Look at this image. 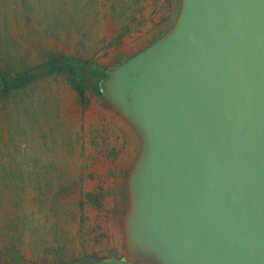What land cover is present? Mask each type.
<instances>
[{
  "label": "water",
  "instance_id": "obj_1",
  "mask_svg": "<svg viewBox=\"0 0 264 264\" xmlns=\"http://www.w3.org/2000/svg\"><path fill=\"white\" fill-rule=\"evenodd\" d=\"M100 92L137 133L128 264H264V0H179Z\"/></svg>",
  "mask_w": 264,
  "mask_h": 264
},
{
  "label": "rangeland",
  "instance_id": "obj_2",
  "mask_svg": "<svg viewBox=\"0 0 264 264\" xmlns=\"http://www.w3.org/2000/svg\"><path fill=\"white\" fill-rule=\"evenodd\" d=\"M64 2L61 8L58 0H33L29 18L9 23L12 54L33 64L46 52L74 55L105 68L166 31L179 7V0ZM139 150V136L110 106L92 94L81 101L61 78L36 82L17 106L0 101V168L17 159L22 171L18 182L0 186V247L15 236L26 264L34 254V263L45 264L61 238L76 253L121 260L124 182ZM85 195L101 207L84 206V220L78 214L74 221L72 210Z\"/></svg>",
  "mask_w": 264,
  "mask_h": 264
},
{
  "label": "trees",
  "instance_id": "obj_3",
  "mask_svg": "<svg viewBox=\"0 0 264 264\" xmlns=\"http://www.w3.org/2000/svg\"><path fill=\"white\" fill-rule=\"evenodd\" d=\"M36 3L38 6H42L41 0H36ZM58 3L61 4L59 5L61 8L66 6L64 0H58ZM33 9V0H0V101L4 103L12 102L14 106H17V99L32 91L36 82L50 78H61L71 89L77 92L81 101L84 100L86 94H92L97 97L100 103L108 105L100 92V83L107 77V68H104L99 63L89 59L86 61L74 55L46 52L41 62L33 64L29 63L24 56H20L18 53L12 54L16 42L10 41L8 37L9 23L14 22L16 24L21 17L29 18ZM111 9L113 11L115 7L112 5ZM129 28L128 24L125 25L119 36L114 41H111V45L117 44L120 38L127 34ZM16 160H9V167L0 168V186L4 181L8 183L18 182L22 176L21 168H18ZM100 196L101 194H98L95 197ZM95 197L85 195L77 201L76 206L72 210V219L74 221L78 214V217L84 220L81 214L84 206L101 207V201ZM0 203L1 208L3 203L1 201ZM11 225L7 227H11ZM10 239L8 245L0 247V258L4 259L7 264H26V258L22 255L21 250L18 249L15 236L10 237ZM64 243L59 238L54 259L45 264H128L123 260H117L112 254L104 258L96 253L81 252L79 254L74 250L68 249ZM35 258L34 254L28 264H33Z\"/></svg>",
  "mask_w": 264,
  "mask_h": 264
}]
</instances>
